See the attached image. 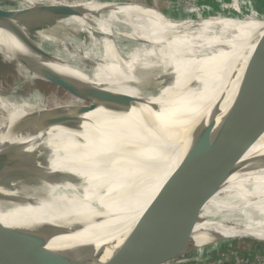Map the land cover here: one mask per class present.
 Listing matches in <instances>:
<instances>
[{
    "label": "bare ground",
    "instance_id": "1",
    "mask_svg": "<svg viewBox=\"0 0 264 264\" xmlns=\"http://www.w3.org/2000/svg\"><path fill=\"white\" fill-rule=\"evenodd\" d=\"M14 2L15 7L0 4V13L18 9L37 14L60 5L88 11L90 21L70 17L59 23L60 31L69 32L68 37L54 34V27L35 35L37 45L46 52L42 60L68 78L135 99L140 94L134 84L140 83L141 75L166 67L172 79L165 81L163 93L154 99L165 115L188 105L198 85L202 89L204 83L212 82L195 99V113L187 122L200 148L194 157L196 164L214 160L255 119L264 118V21L258 16L203 20L188 17L175 21L134 2H122L125 6L115 3L116 7L111 6L110 0ZM109 8L115 11L110 12ZM164 14L174 16L168 11ZM25 54L17 36L0 24V55L14 64L16 76L61 88L41 75ZM11 87H0V146L46 113L87 102L77 89H65L64 95L32 89L21 95L17 84ZM240 108L241 114H236ZM133 118L134 112L116 116L95 111L87 116L94 124L59 130L10 175V188L0 203V219L21 233L76 227L96 232L105 224L98 221L104 211L139 191L127 174L136 164L128 161L121 150H111L107 142L110 136L134 138ZM183 126H166L171 143L184 136ZM252 180L263 182L253 187ZM241 183L245 193L264 192V175L245 177ZM245 197L239 192L228 201L238 205ZM140 210H130L124 220ZM260 225L264 228V223Z\"/></svg>",
    "mask_w": 264,
    "mask_h": 264
},
{
    "label": "water",
    "instance_id": "2",
    "mask_svg": "<svg viewBox=\"0 0 264 264\" xmlns=\"http://www.w3.org/2000/svg\"><path fill=\"white\" fill-rule=\"evenodd\" d=\"M125 5L117 3V6ZM16 10L0 13V24L21 41L31 65L60 87L77 89L91 104L50 111L0 146V203L10 188V175L18 165L33 157L62 128L94 124L87 116L95 111L116 116L134 112L135 137L110 136L107 142L111 150H121L128 161L136 164L127 174L139 191L104 211L98 221L105 224L96 232L76 227L58 232L21 233L0 219V264H123L127 257L161 246L166 253L173 245L177 246L181 255L182 248L196 240L262 229L264 192L245 193L241 180L264 175L263 117L255 119L214 160L196 164L194 157L199 155L200 148L187 122L195 113V99L212 82L204 83L202 89L198 85L188 105L165 115L162 106L151 104L139 95L131 99L120 92L94 88L59 74L42 60L43 51L35 38L40 30H35V25L49 26L70 17L90 21L87 10L71 5L47 7L37 14ZM241 110L236 114H241ZM167 125L183 126L184 136L176 137V142L171 143ZM257 182L263 181L252 180V186ZM237 183L241 186L234 188ZM239 192L246 195L245 199L238 205L231 204L228 198ZM138 207L142 210L124 220L130 210Z\"/></svg>",
    "mask_w": 264,
    "mask_h": 264
},
{
    "label": "rangeland",
    "instance_id": "3",
    "mask_svg": "<svg viewBox=\"0 0 264 264\" xmlns=\"http://www.w3.org/2000/svg\"><path fill=\"white\" fill-rule=\"evenodd\" d=\"M37 1V0H35ZM45 0H38V2ZM51 2H72L75 0H46ZM104 1V0H103ZM112 3L134 2L141 4L147 9H152L165 19L181 21L188 17L194 20L203 18H254L258 16L264 21V0H110ZM233 1V2H232ZM110 2V3H111ZM3 7H15L14 0H0ZM43 8V7H42ZM165 9V10H164ZM115 10H110V12ZM164 11L173 13L174 16L164 14ZM120 19V18H118ZM121 21V20H120ZM59 23L49 26L35 25V30L47 31L52 29L54 34H63L68 37L69 32L60 31ZM51 31V30H50ZM36 34V33H35ZM60 36V35H59ZM64 37V38H65ZM40 49L46 55L44 48ZM0 55V87L7 84L15 88L19 86V93L26 95L30 90L58 92L61 95L66 93L64 88L49 86L45 82L23 79L16 76L14 64H9ZM172 79L170 70L166 67L161 69L148 70L141 75V81L134 84L139 89L142 98L151 104H155L154 99L159 97L165 85V81ZM150 90V91H149ZM160 93V94H159ZM157 103V102H156ZM91 104V102H87ZM221 245L220 247H218ZM177 246H172L166 253L163 246L154 251L140 253L123 260V264H264V228L260 230L242 231L227 234L222 238H207L196 240L195 243L182 248V254H178Z\"/></svg>",
    "mask_w": 264,
    "mask_h": 264
},
{
    "label": "crops",
    "instance_id": "4",
    "mask_svg": "<svg viewBox=\"0 0 264 264\" xmlns=\"http://www.w3.org/2000/svg\"><path fill=\"white\" fill-rule=\"evenodd\" d=\"M213 1H215V0H211V1H209L208 3H211V2H213ZM231 0H228V3L230 2ZM233 2V1H232ZM231 3V2H230ZM221 245H219L218 247H220ZM221 248V247H220Z\"/></svg>",
    "mask_w": 264,
    "mask_h": 264
}]
</instances>
